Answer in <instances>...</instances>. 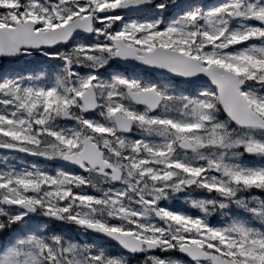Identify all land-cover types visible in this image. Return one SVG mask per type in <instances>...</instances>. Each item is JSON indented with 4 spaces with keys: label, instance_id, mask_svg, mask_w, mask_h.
<instances>
[{
    "label": "snow or ice",
    "instance_id": "obj_1",
    "mask_svg": "<svg viewBox=\"0 0 264 264\" xmlns=\"http://www.w3.org/2000/svg\"><path fill=\"white\" fill-rule=\"evenodd\" d=\"M0 152V264H264V0H0Z\"/></svg>",
    "mask_w": 264,
    "mask_h": 264
},
{
    "label": "rangeland",
    "instance_id": "obj_2",
    "mask_svg": "<svg viewBox=\"0 0 264 264\" xmlns=\"http://www.w3.org/2000/svg\"><path fill=\"white\" fill-rule=\"evenodd\" d=\"M204 2H205L206 4H211V3H213V2H219V0H204ZM121 71H125V70L121 69ZM0 155H3V153L0 152ZM249 162L254 163V161H249ZM218 219H219L218 217H212V218H210V220H211L212 222H216ZM72 234H73V235H76L75 233H72ZM78 238H80V239H87V240H89V241L92 240V237H91V236H88V237H78ZM112 251L114 252L115 249H113ZM137 259H139V258H137ZM130 264H136V261H135V260H131V261H130Z\"/></svg>",
    "mask_w": 264,
    "mask_h": 264
},
{
    "label": "flooded vegetation",
    "instance_id": "obj_3",
    "mask_svg": "<svg viewBox=\"0 0 264 264\" xmlns=\"http://www.w3.org/2000/svg\"><path fill=\"white\" fill-rule=\"evenodd\" d=\"M2 153V152H1ZM140 259V258H139Z\"/></svg>",
    "mask_w": 264,
    "mask_h": 264
}]
</instances>
